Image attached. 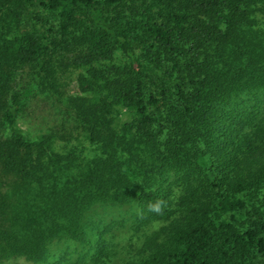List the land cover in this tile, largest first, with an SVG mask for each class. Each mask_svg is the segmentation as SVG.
Masks as SVG:
<instances>
[{
	"label": "trees",
	"instance_id": "trees-1",
	"mask_svg": "<svg viewBox=\"0 0 264 264\" xmlns=\"http://www.w3.org/2000/svg\"><path fill=\"white\" fill-rule=\"evenodd\" d=\"M255 93L264 0H0V264L89 244L106 203L163 223L137 264H264ZM35 94L57 118L33 137Z\"/></svg>",
	"mask_w": 264,
	"mask_h": 264
},
{
	"label": "rangeland",
	"instance_id": "rangeland-1",
	"mask_svg": "<svg viewBox=\"0 0 264 264\" xmlns=\"http://www.w3.org/2000/svg\"><path fill=\"white\" fill-rule=\"evenodd\" d=\"M241 109L252 112L255 116L254 125L247 126V132H259L258 127L264 126V97L259 94L243 95L237 99ZM47 101L42 95L32 97L31 109L21 121L23 132L28 136H37L46 133L54 124L57 116L49 114ZM55 115V117H54ZM71 146H77L76 141ZM85 154L90 155L88 143ZM140 209L137 203H106L95 204L85 213V225L89 235V244H80L76 241L63 239L49 243V258L46 263L39 264H137L143 258V249L148 238L162 228V222L141 225L139 223ZM9 264H34L24 259Z\"/></svg>",
	"mask_w": 264,
	"mask_h": 264
}]
</instances>
